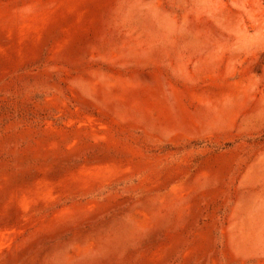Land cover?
Here are the masks:
<instances>
[{"label":"rangeland","instance_id":"1","mask_svg":"<svg viewBox=\"0 0 264 264\" xmlns=\"http://www.w3.org/2000/svg\"><path fill=\"white\" fill-rule=\"evenodd\" d=\"M0 264H264V0H0Z\"/></svg>","mask_w":264,"mask_h":264}]
</instances>
